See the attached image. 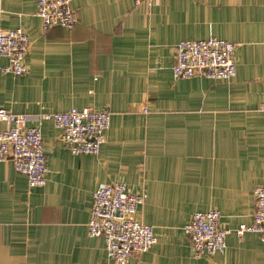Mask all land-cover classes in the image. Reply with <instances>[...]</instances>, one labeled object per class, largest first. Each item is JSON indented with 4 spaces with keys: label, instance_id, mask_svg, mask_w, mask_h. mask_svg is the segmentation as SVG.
I'll use <instances>...</instances> for the list:
<instances>
[{
    "label": "crops",
    "instance_id": "obj_1",
    "mask_svg": "<svg viewBox=\"0 0 264 264\" xmlns=\"http://www.w3.org/2000/svg\"><path fill=\"white\" fill-rule=\"evenodd\" d=\"M73 28L44 30L38 0H0V27L31 38L24 74L5 72L0 107L41 114L72 107L111 113L98 154L74 153L52 120L42 128L47 182L31 187L0 161V264H116L88 221L93 192L125 182L146 195L137 218L157 241L127 264H264L259 234L237 232L264 184V0H71ZM235 42L230 80L176 77L183 39ZM218 208L227 246L196 257L185 224Z\"/></svg>",
    "mask_w": 264,
    "mask_h": 264
},
{
    "label": "built area",
    "instance_id": "obj_2",
    "mask_svg": "<svg viewBox=\"0 0 264 264\" xmlns=\"http://www.w3.org/2000/svg\"><path fill=\"white\" fill-rule=\"evenodd\" d=\"M144 0H134L136 4ZM37 14L44 30L61 25L73 28L78 21L71 0H38ZM31 38L22 28L0 27V57L8 58L1 67L5 72L24 74L28 70L27 55ZM237 44L217 36L183 39L175 47L173 73L176 77L196 74L214 79L230 80L236 76ZM259 109L264 112V101ZM32 119L52 120L60 128L61 139L76 154H98L106 141L111 113L107 109L72 107L64 111L41 114L17 113L0 107V161L12 157L18 172L25 174L31 187L47 182V155L42 128L29 124ZM256 209L253 221L243 223L237 232L259 234L264 240V184L254 189ZM146 195L130 190L125 182L102 183L93 192V206L88 221L92 236H102L108 256L116 264H127L136 252L148 250L157 237L152 225L140 221L136 214ZM222 212L218 208L197 211L185 224L193 254L210 256L227 246L231 229L222 226Z\"/></svg>",
    "mask_w": 264,
    "mask_h": 264
},
{
    "label": "rangeland",
    "instance_id": "obj_3",
    "mask_svg": "<svg viewBox=\"0 0 264 264\" xmlns=\"http://www.w3.org/2000/svg\"><path fill=\"white\" fill-rule=\"evenodd\" d=\"M221 222H222V220H221ZM222 224V223H221ZM223 226V225H222ZM225 227V226H224ZM226 228H228V227H226ZM230 229V228H229ZM232 231V230H231ZM231 233V232H230Z\"/></svg>",
    "mask_w": 264,
    "mask_h": 264
}]
</instances>
